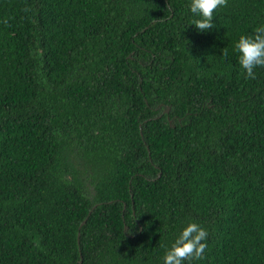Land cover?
Instances as JSON below:
<instances>
[{
  "label": "trees",
  "instance_id": "obj_1",
  "mask_svg": "<svg viewBox=\"0 0 264 264\" xmlns=\"http://www.w3.org/2000/svg\"><path fill=\"white\" fill-rule=\"evenodd\" d=\"M189 5L0 0V264H163L190 222L191 264H264V0Z\"/></svg>",
  "mask_w": 264,
  "mask_h": 264
},
{
  "label": "clouds",
  "instance_id": "obj_2",
  "mask_svg": "<svg viewBox=\"0 0 264 264\" xmlns=\"http://www.w3.org/2000/svg\"><path fill=\"white\" fill-rule=\"evenodd\" d=\"M227 3L228 0H190V11L198 17L193 19L191 24L201 32L211 30L214 28V12L220 7H226ZM234 48L247 78L255 79L254 70L257 67H264V25L256 27L251 35H240ZM227 55L228 51L225 48L223 57L226 58ZM208 235L207 230L198 223H188L166 249L163 264H184L185 261L191 264L193 260L203 259L208 247L206 243Z\"/></svg>",
  "mask_w": 264,
  "mask_h": 264
},
{
  "label": "water",
  "instance_id": "obj_3",
  "mask_svg": "<svg viewBox=\"0 0 264 264\" xmlns=\"http://www.w3.org/2000/svg\"><path fill=\"white\" fill-rule=\"evenodd\" d=\"M170 112V108H167V110L165 111V113H169ZM86 221H84L83 224H85ZM126 231H127V227H126ZM78 243H80V235H79V240H78Z\"/></svg>",
  "mask_w": 264,
  "mask_h": 264
}]
</instances>
